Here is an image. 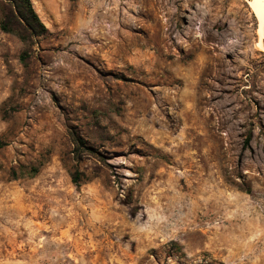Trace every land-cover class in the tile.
I'll return each instance as SVG.
<instances>
[{"label":"rangeland","instance_id":"obj_1","mask_svg":"<svg viewBox=\"0 0 264 264\" xmlns=\"http://www.w3.org/2000/svg\"><path fill=\"white\" fill-rule=\"evenodd\" d=\"M31 3L40 35L0 29V264H264L247 0Z\"/></svg>","mask_w":264,"mask_h":264},{"label":"trees","instance_id":"obj_2","mask_svg":"<svg viewBox=\"0 0 264 264\" xmlns=\"http://www.w3.org/2000/svg\"><path fill=\"white\" fill-rule=\"evenodd\" d=\"M10 4L3 6L0 17V29L4 32L14 33L20 39L31 41L33 37L40 35L44 31V26L40 22L35 12L31 0H9ZM86 150L95 152L92 147H84ZM39 171L37 166L30 167L28 174L33 176ZM13 178L17 177L12 171ZM71 180L76 185L87 180V177L76 170L71 174Z\"/></svg>","mask_w":264,"mask_h":264},{"label":"bare ground","instance_id":"obj_3","mask_svg":"<svg viewBox=\"0 0 264 264\" xmlns=\"http://www.w3.org/2000/svg\"><path fill=\"white\" fill-rule=\"evenodd\" d=\"M247 2L258 21L256 28V32L258 34V45L262 46L261 41L264 40V0H247Z\"/></svg>","mask_w":264,"mask_h":264}]
</instances>
